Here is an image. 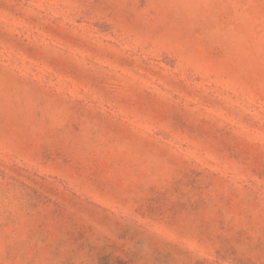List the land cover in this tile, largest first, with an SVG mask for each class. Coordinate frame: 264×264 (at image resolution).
Masks as SVG:
<instances>
[{
	"label": "rangeland",
	"instance_id": "1",
	"mask_svg": "<svg viewBox=\"0 0 264 264\" xmlns=\"http://www.w3.org/2000/svg\"><path fill=\"white\" fill-rule=\"evenodd\" d=\"M0 264H264V0H0Z\"/></svg>",
	"mask_w": 264,
	"mask_h": 264
}]
</instances>
